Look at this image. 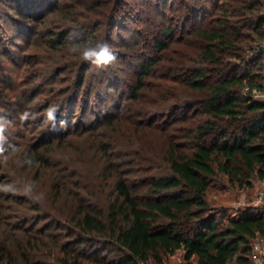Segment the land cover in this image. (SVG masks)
<instances>
[{
    "label": "trees",
    "instance_id": "16d2710c",
    "mask_svg": "<svg viewBox=\"0 0 264 264\" xmlns=\"http://www.w3.org/2000/svg\"><path fill=\"white\" fill-rule=\"evenodd\" d=\"M23 1L26 27L35 26L31 37L0 39L8 62L0 71V120L14 130L0 133V156L23 148L17 163L11 159L15 167L0 164V188L15 190L0 191V264H164L178 251L189 263L252 264L264 211L218 219L207 196L219 175L264 181V104L243 94L264 84V58H245L264 40V0H218L209 21L203 8L182 7L185 26L193 20L196 27L176 42L171 67L159 66L160 55L140 65L127 111L108 113L94 129L66 128L78 109L86 116L95 91L85 86L95 65L69 49L107 43L122 0ZM155 47L171 49L160 40ZM195 61L200 68L189 66ZM156 67L167 74L158 77L157 95L144 100L145 79ZM98 84L112 92L121 82L103 76ZM158 112L167 117L160 126ZM123 121L122 130L111 131ZM151 131L163 139L161 153L135 150ZM83 136L91 141L65 144Z\"/></svg>",
    "mask_w": 264,
    "mask_h": 264
},
{
    "label": "rangeland",
    "instance_id": "374dc122",
    "mask_svg": "<svg viewBox=\"0 0 264 264\" xmlns=\"http://www.w3.org/2000/svg\"><path fill=\"white\" fill-rule=\"evenodd\" d=\"M38 1L40 2V0ZM48 1L50 2L53 0ZM217 1L218 0H122L121 4H119V7H117V10L120 11L115 17L114 25H112L115 27V29L113 32H111V35H109L110 39L107 42V44L111 47L112 52L115 54L116 60L114 63H110L106 66L97 67L95 65L93 67V70L89 73L90 75L88 74V79L85 84L86 90L90 89V85L93 86L95 90L85 110L86 116L83 115L84 112L82 110L84 109H78V114L74 118L72 126L66 125V128L73 126H83L89 128L92 126L94 129L95 127L109 121V118H107L108 113H114V115L118 113L124 114L127 111V107L131 105V102L127 99V93L132 92L136 87V80L139 74L140 65H145L153 58H156L160 55V57H163L164 61L159 66L171 67L173 59L177 57V54L174 56L176 42L180 41L181 39H185L184 36H187V34L196 27V23H194L193 20L187 22V27L185 26V20L181 15V8L185 5L190 7L196 5L198 8H203L208 14L206 21H209ZM33 4L34 3H31L30 5ZM21 5L22 3L19 2V0H14V2H10L9 0H0V39L2 38L3 43L5 44L7 41H9V38L17 37L19 34L21 36L22 33L21 39L23 40L28 39L32 35L30 29L32 30V27L35 26L26 27L28 26L29 22L23 15L25 12H23L24 9ZM28 8L30 10L36 9L34 7L32 8V6H28ZM41 8L43 9V5L39 6V11H41ZM171 27L174 28V32L170 37L165 38L163 36L164 31ZM42 29L43 27L39 25L38 31L41 32ZM109 30H112V27ZM159 40L165 42L166 44H170L171 49L167 52L159 53L155 47V42ZM40 42L41 40H38V43ZM21 45L22 44L17 46V48L15 47L17 52H22L23 48ZM189 51L190 50H187V52ZM250 51L245 55L246 61ZM29 52L30 50L27 53ZM7 63L6 57L0 56L1 72L3 69H6L8 65ZM189 66L200 68L201 64H199V61H195L190 62ZM158 69V67L153 69L151 76H147L145 79L147 87L141 94L144 100H151L152 97L157 95L156 87L157 85L161 84L159 83L158 77L161 75L163 76L164 74L162 71H157ZM103 76L107 77V79H111L114 83L119 80L121 84L116 85L117 90L114 89L112 92H109L105 86H100L98 82ZM2 77H5L6 79L9 78L7 76ZM167 85L173 87L175 82L167 83ZM3 87L4 85L2 84L1 80L0 90H2ZM88 90L86 93H88ZM178 93L179 91L175 88L174 94ZM123 95H125L124 99L122 97ZM7 109L11 112V109ZM7 113L8 112H6V114ZM157 115L160 117L158 121V126H160V124L165 121L167 117L166 114L160 112H158ZM17 118L18 117L15 119ZM12 125L13 124H9V122L8 124H5L3 132H5L6 135H11L10 133H12L13 130ZM181 125L182 124H180L179 127ZM124 127L125 123L123 121L119 123V125H115L111 131L117 132V130H122ZM40 129L37 131H40V133L43 134L45 132L44 129ZM136 134H138V132H136ZM3 136L4 134H2L0 137ZM174 137H176V143L177 141L182 143L181 132H176ZM135 138L140 140L138 136ZM34 139L35 138H32V140ZM141 139H143L142 142L141 140L140 142H135L137 147H134L135 150H138L139 146L142 149L150 148L154 149L158 153H161L163 139L160 138L159 132L155 133L151 131L147 135H144ZM12 141L14 142V140ZM86 141H91V137L83 136L82 138H70L65 144L67 146L72 145L74 148H78L85 144ZM22 151L23 148L20 150L17 149L6 158L0 156V164H2L3 167L13 165L14 163L11 159L17 157V153ZM17 160L18 159H14L16 163ZM157 164L161 165L160 161H158ZM9 168H11V166H9ZM162 168H165L164 164L162 165ZM2 179L3 176L1 177V180ZM263 182V180L258 179L256 176H252L247 179L238 178L232 181L225 175H219L217 178L211 180L210 183V189L207 196L210 207L209 213L216 215L218 219H223V217L226 215H233V213L237 211H245L247 209H262V211H264V201L260 202L257 198ZM4 183H6L5 180ZM6 193L9 194V191ZM258 243H261L260 239L255 240L254 247ZM150 264L156 263L152 261ZM164 264L195 263L194 261L191 263L186 262L184 259V252L178 251L174 256L166 257L164 259Z\"/></svg>",
    "mask_w": 264,
    "mask_h": 264
},
{
    "label": "clouds",
    "instance_id": "9594fccd",
    "mask_svg": "<svg viewBox=\"0 0 264 264\" xmlns=\"http://www.w3.org/2000/svg\"><path fill=\"white\" fill-rule=\"evenodd\" d=\"M70 52H78L81 59L84 61L91 62L97 67L106 66L110 63H114L116 60L115 54L112 52L111 47L107 43L96 42L95 45L85 43L84 45H73L70 49ZM58 109L55 107L49 108L47 110V115L49 120H55V113ZM6 121L0 120V133L3 132ZM0 191H15L11 187L0 188ZM31 189H26L22 194L30 195ZM34 199H40V197H33Z\"/></svg>",
    "mask_w": 264,
    "mask_h": 264
},
{
    "label": "built area",
    "instance_id": "2783aa9c",
    "mask_svg": "<svg viewBox=\"0 0 264 264\" xmlns=\"http://www.w3.org/2000/svg\"><path fill=\"white\" fill-rule=\"evenodd\" d=\"M259 58H264V40L258 42L253 49L250 51L247 57V62L257 60ZM244 94L252 98L255 102L264 104V84L263 87H251L247 86L244 89ZM258 200L260 202L264 201V182L259 190ZM261 243H258L252 253V264H264V237H259Z\"/></svg>",
    "mask_w": 264,
    "mask_h": 264
}]
</instances>
